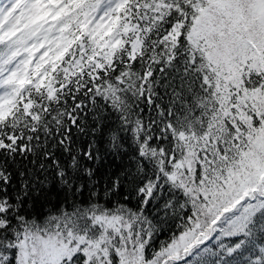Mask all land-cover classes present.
<instances>
[{"label":"snow or ice","instance_id":"1","mask_svg":"<svg viewBox=\"0 0 264 264\" xmlns=\"http://www.w3.org/2000/svg\"><path fill=\"white\" fill-rule=\"evenodd\" d=\"M0 264H264V0H0Z\"/></svg>","mask_w":264,"mask_h":264},{"label":"trees","instance_id":"2","mask_svg":"<svg viewBox=\"0 0 264 264\" xmlns=\"http://www.w3.org/2000/svg\"><path fill=\"white\" fill-rule=\"evenodd\" d=\"M163 238H166V236H162V239H163Z\"/></svg>","mask_w":264,"mask_h":264}]
</instances>
